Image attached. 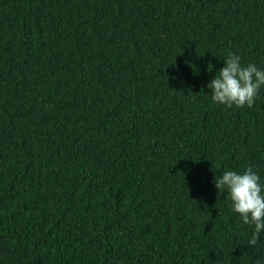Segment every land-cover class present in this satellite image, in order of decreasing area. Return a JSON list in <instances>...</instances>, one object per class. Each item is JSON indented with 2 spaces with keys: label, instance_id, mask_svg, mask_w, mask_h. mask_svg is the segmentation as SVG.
<instances>
[{
  "label": "trees",
  "instance_id": "1",
  "mask_svg": "<svg viewBox=\"0 0 264 264\" xmlns=\"http://www.w3.org/2000/svg\"><path fill=\"white\" fill-rule=\"evenodd\" d=\"M228 52L264 67V0H0V264L264 262L214 185L264 179Z\"/></svg>",
  "mask_w": 264,
  "mask_h": 264
},
{
  "label": "clouds",
  "instance_id": "2",
  "mask_svg": "<svg viewBox=\"0 0 264 264\" xmlns=\"http://www.w3.org/2000/svg\"><path fill=\"white\" fill-rule=\"evenodd\" d=\"M220 67L207 83L211 101L226 107H252L264 87V67L254 62H242L241 55L228 52ZM213 65L209 63L206 71ZM219 193L226 192L229 210L238 215L244 225H253L248 245L254 246L264 233V179L258 170L249 165L242 171L225 168L214 178ZM258 264L264 262L258 261Z\"/></svg>",
  "mask_w": 264,
  "mask_h": 264
}]
</instances>
